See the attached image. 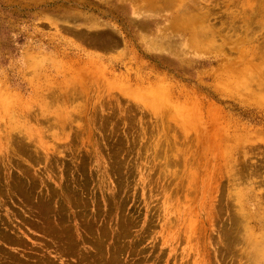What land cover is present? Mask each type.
I'll return each instance as SVG.
<instances>
[{"label": "rangeland", "instance_id": "374dc122", "mask_svg": "<svg viewBox=\"0 0 264 264\" xmlns=\"http://www.w3.org/2000/svg\"><path fill=\"white\" fill-rule=\"evenodd\" d=\"M0 264H264V0H0Z\"/></svg>", "mask_w": 264, "mask_h": 264}]
</instances>
